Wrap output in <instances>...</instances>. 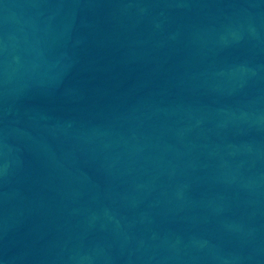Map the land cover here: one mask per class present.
<instances>
[{"label": "water", "instance_id": "water-1", "mask_svg": "<svg viewBox=\"0 0 264 264\" xmlns=\"http://www.w3.org/2000/svg\"><path fill=\"white\" fill-rule=\"evenodd\" d=\"M0 264H264V0H0Z\"/></svg>", "mask_w": 264, "mask_h": 264}]
</instances>
